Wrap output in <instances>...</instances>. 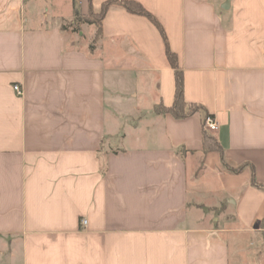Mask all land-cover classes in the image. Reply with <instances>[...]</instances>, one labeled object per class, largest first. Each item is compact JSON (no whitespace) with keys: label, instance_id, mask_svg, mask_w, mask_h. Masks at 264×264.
Here are the masks:
<instances>
[{"label":"crops","instance_id":"0c3cea01","mask_svg":"<svg viewBox=\"0 0 264 264\" xmlns=\"http://www.w3.org/2000/svg\"><path fill=\"white\" fill-rule=\"evenodd\" d=\"M107 1L0 0V264H264V0H128L203 109L182 120L154 111L176 75L148 18L111 7L93 50L64 30Z\"/></svg>","mask_w":264,"mask_h":264},{"label":"trees","instance_id":"16d2710c","mask_svg":"<svg viewBox=\"0 0 264 264\" xmlns=\"http://www.w3.org/2000/svg\"><path fill=\"white\" fill-rule=\"evenodd\" d=\"M113 6H120L127 12L134 14V15H140L148 18L161 32L164 40H165V45H166V55L168 57V60L175 70V75H176V90H175V99L173 106L170 108L165 107L162 103L156 104L154 106V111L157 115H171L173 118L177 120H182L186 119L189 116L203 111L202 107L198 105H193V104H188L185 102L184 99V89H183V73L178 67V62H177V56L174 54L169 47V44L166 39V35L159 24V22L138 2L136 1H107L105 2L99 13H93L90 12L87 15H83L82 12L80 11L79 6H77V2H74V20L71 22L70 26H75V25H82V24H87L89 26H95L96 28V36L94 41L97 42L99 39L102 37V22L110 10L111 7ZM97 20H95V19ZM69 26V27H70ZM67 26H64V30H68ZM76 32V31H74ZM92 50L94 49L93 46L90 47ZM209 117L208 114H204L203 118V144H204V153L207 154L209 152H217L221 155L222 157V162L224 166L227 167L228 171L232 173H240L244 170V167H239V168H228V165L225 163L224 160V155H223V149L221 145L217 142V140L212 137L209 132L205 129V121ZM256 186L259 188H262L264 190V185H258L256 182H254ZM261 228L264 230V220L261 223Z\"/></svg>","mask_w":264,"mask_h":264},{"label":"rangeland","instance_id":"374dc122","mask_svg":"<svg viewBox=\"0 0 264 264\" xmlns=\"http://www.w3.org/2000/svg\"><path fill=\"white\" fill-rule=\"evenodd\" d=\"M42 3L45 4V2H42ZM93 19H95V18H93ZM95 20H97V19H95ZM71 22L72 21H70V20H63L61 23H62V25L69 27ZM68 29H69V31H73V32L74 31H76V32L82 31V33L84 35V38H85V41H90L89 42L90 46L91 47L93 46V48H95V45L100 41V39L97 42L94 41L95 37L93 39V36H92L93 34H92V32H90L88 30L87 24L75 25V26H72V27L70 26ZM95 36H96V34H95ZM144 77H145L144 75H139L138 76L139 81L143 82V78ZM140 86H141V84H140ZM112 92L115 93L114 90H112ZM118 92H119L120 98H122L123 101L125 100L124 98H127V99L131 100L130 96L133 93V91L132 92H130V91L124 92L123 90L122 91L118 90ZM137 93H138V96H139V98L137 100H139V104H140L139 106L142 108V110L146 111L148 108H151L152 107L151 104L154 101L153 100L154 94H152L150 97H148L147 96V91L144 90V89L138 90ZM123 95H126L127 97H125ZM137 104H138V102H137ZM131 108L132 107L127 105L126 103H122L121 105H117V106L113 105V106L110 107L109 113L110 114L111 113L112 114H115V113L117 114V112H121L122 113V112H124V110H131ZM121 145H123V143H121Z\"/></svg>","mask_w":264,"mask_h":264},{"label":"built area","instance_id":"2783aa9c","mask_svg":"<svg viewBox=\"0 0 264 264\" xmlns=\"http://www.w3.org/2000/svg\"><path fill=\"white\" fill-rule=\"evenodd\" d=\"M13 89L18 95H22V90L19 86H14ZM205 129L210 133H214V132L218 131L219 124L213 117L209 116V117H207V119L205 121ZM82 224L84 226H86L87 221L86 220L83 221Z\"/></svg>","mask_w":264,"mask_h":264},{"label":"water","instance_id":"95a60500","mask_svg":"<svg viewBox=\"0 0 264 264\" xmlns=\"http://www.w3.org/2000/svg\"><path fill=\"white\" fill-rule=\"evenodd\" d=\"M228 3H229V1H228Z\"/></svg>","mask_w":264,"mask_h":264}]
</instances>
